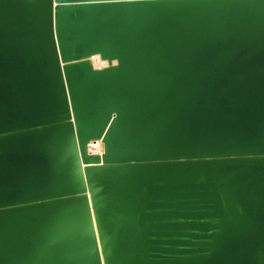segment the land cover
<instances>
[{
    "label": "water",
    "instance_id": "95a60500",
    "mask_svg": "<svg viewBox=\"0 0 264 264\" xmlns=\"http://www.w3.org/2000/svg\"><path fill=\"white\" fill-rule=\"evenodd\" d=\"M0 264H264V0H0Z\"/></svg>",
    "mask_w": 264,
    "mask_h": 264
},
{
    "label": "bare ground",
    "instance_id": "6f19581e",
    "mask_svg": "<svg viewBox=\"0 0 264 264\" xmlns=\"http://www.w3.org/2000/svg\"><path fill=\"white\" fill-rule=\"evenodd\" d=\"M88 60L95 69H101L107 66V61L100 59L98 55H92ZM87 150L89 154L101 155L103 153V144L100 140L90 141L87 145Z\"/></svg>",
    "mask_w": 264,
    "mask_h": 264
}]
</instances>
